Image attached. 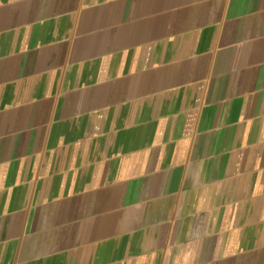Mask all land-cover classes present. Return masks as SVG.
Masks as SVG:
<instances>
[{
	"label": "crops",
	"instance_id": "0c3cea01",
	"mask_svg": "<svg viewBox=\"0 0 264 264\" xmlns=\"http://www.w3.org/2000/svg\"><path fill=\"white\" fill-rule=\"evenodd\" d=\"M0 264H264V0H0Z\"/></svg>",
	"mask_w": 264,
	"mask_h": 264
}]
</instances>
